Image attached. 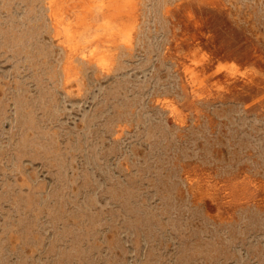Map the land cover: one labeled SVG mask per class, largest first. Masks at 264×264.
<instances>
[{
  "label": "rangeland",
  "instance_id": "374dc122",
  "mask_svg": "<svg viewBox=\"0 0 264 264\" xmlns=\"http://www.w3.org/2000/svg\"><path fill=\"white\" fill-rule=\"evenodd\" d=\"M0 264H264V0H0Z\"/></svg>",
  "mask_w": 264,
  "mask_h": 264
}]
</instances>
